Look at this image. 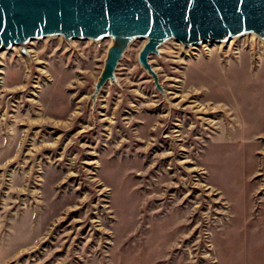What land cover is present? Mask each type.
I'll list each match as a JSON object with an SVG mask.
<instances>
[{"label":"rangeland","instance_id":"obj_1","mask_svg":"<svg viewBox=\"0 0 264 264\" xmlns=\"http://www.w3.org/2000/svg\"><path fill=\"white\" fill-rule=\"evenodd\" d=\"M110 39L0 53V264H264V41L140 66Z\"/></svg>","mask_w":264,"mask_h":264},{"label":"water","instance_id":"obj_2","mask_svg":"<svg viewBox=\"0 0 264 264\" xmlns=\"http://www.w3.org/2000/svg\"><path fill=\"white\" fill-rule=\"evenodd\" d=\"M248 35L264 41V0H0V53L20 47L30 56L28 46L47 38L71 47L110 39L88 100L93 111L107 83L120 84L116 70L135 41H145L139 64L169 102L150 62L161 46L170 40L186 48L225 44Z\"/></svg>","mask_w":264,"mask_h":264},{"label":"bare ground","instance_id":"obj_3","mask_svg":"<svg viewBox=\"0 0 264 264\" xmlns=\"http://www.w3.org/2000/svg\"><path fill=\"white\" fill-rule=\"evenodd\" d=\"M250 36L254 37L255 39H258V38H257V37H255L254 35H250Z\"/></svg>","mask_w":264,"mask_h":264}]
</instances>
